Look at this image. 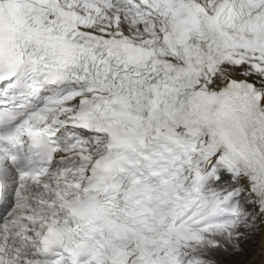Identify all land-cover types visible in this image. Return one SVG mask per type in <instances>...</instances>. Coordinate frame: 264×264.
<instances>
[{"label": "snow or ice", "instance_id": "6c2138e0", "mask_svg": "<svg viewBox=\"0 0 264 264\" xmlns=\"http://www.w3.org/2000/svg\"><path fill=\"white\" fill-rule=\"evenodd\" d=\"M0 264H264V0H0Z\"/></svg>", "mask_w": 264, "mask_h": 264}]
</instances>
